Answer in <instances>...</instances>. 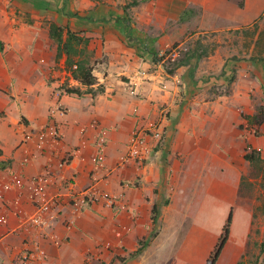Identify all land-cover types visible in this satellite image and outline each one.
Here are the masks:
<instances>
[{"label": "crops", "instance_id": "crops-1", "mask_svg": "<svg viewBox=\"0 0 264 264\" xmlns=\"http://www.w3.org/2000/svg\"><path fill=\"white\" fill-rule=\"evenodd\" d=\"M109 4L97 19L71 23L89 39L91 92L72 78L80 95L64 91L68 74L45 60L47 32L32 31L28 42L38 50L31 56L4 45L0 52V182L16 176L21 186L0 202L8 218L0 226V264H17L35 240L45 252L38 264H207L229 215L216 264H238L252 221L238 204L250 168L244 156L264 162V0ZM170 51L195 58L168 74L157 58ZM32 56L36 66L11 60ZM219 72L233 78L228 96L211 93L214 83L223 85V76L214 78ZM49 120L59 126L57 142L46 140L41 152L35 138L21 145ZM154 124L161 138L146 139L143 164L122 163L132 134ZM45 169L53 176L46 194L60 204L43 231H22L12 208L17 202L24 214L33 211L28 180Z\"/></svg>", "mask_w": 264, "mask_h": 264}, {"label": "rangeland", "instance_id": "rangeland-1", "mask_svg": "<svg viewBox=\"0 0 264 264\" xmlns=\"http://www.w3.org/2000/svg\"><path fill=\"white\" fill-rule=\"evenodd\" d=\"M133 0H102L94 2L92 0H0V40L3 42L6 51H23L24 49L32 53L37 52V48L30 42L29 37L34 29L42 33H48L51 24L71 32L79 36H85L86 29L81 27L75 30L72 22L82 23V20L97 19L101 9L104 6H111L110 3L117 2L118 8L123 7L124 3L130 4ZM121 3V4H120ZM107 10V9H106ZM108 12V10H107ZM106 12V13H107ZM264 25V20L262 21ZM76 27V26H75ZM254 25L251 30H257ZM264 31V26L262 27ZM249 30H247L248 32ZM263 34V33H262ZM65 37V35H64ZM49 51H46L45 60L48 58L51 61L54 58L52 67L61 73L64 69L67 76L63 80L62 87H70L69 80L70 71L67 70L64 61V56L55 60L56 43L49 38ZM79 57L87 60L88 64H92V55L88 51L87 46L77 48ZM50 52L52 54H50ZM18 54V53H16ZM1 56V55H0ZM30 59V60H29ZM13 61H22L26 66L30 61L36 66L40 63V59L28 57L12 58ZM30 62V63H31ZM48 62V61H47ZM173 62L166 61V67ZM32 65V67H34ZM221 74V75H220ZM62 76V74H60ZM223 76L221 81L223 85L214 83V89L211 93L214 97L228 96L229 89L232 84V76L223 73L214 75L218 79ZM254 156V154H253ZM255 160L250 162V168L245 171V177L242 179L240 188V198L238 204L250 209L252 213V221L248 242L238 264H264V162L258 156H254ZM184 220V219H183ZM185 223V221H184ZM189 221L185 224L188 225Z\"/></svg>", "mask_w": 264, "mask_h": 264}, {"label": "built area", "instance_id": "built-area-1", "mask_svg": "<svg viewBox=\"0 0 264 264\" xmlns=\"http://www.w3.org/2000/svg\"><path fill=\"white\" fill-rule=\"evenodd\" d=\"M179 55V51H170L169 53H163L157 59L160 60L159 62L162 61V64H165L166 61L173 62L179 57ZM131 94H133V91H131ZM161 134L162 128L160 127V124H154L147 131H135L132 134V138L127 146L124 157L121 159V162L125 163L127 161H132L138 166H141L150 151L146 139L150 138L156 142L160 140ZM59 137V126L53 120H49L47 124L35 134L31 132L24 134L21 145L27 146L33 138H35L36 143H34V146L41 152L46 146V140L57 142ZM104 144L105 133L102 131L97 137L95 143L99 154H101ZM99 161L100 157L97 155L94 159V163L99 164ZM52 182L53 176L49 169H45L41 174L28 180L33 211L30 214H24V212L17 206V202H15L14 207L12 208V213L18 218V220L20 219V230L29 232L30 229L36 231H43L45 229L48 223V218L60 204L59 196L49 197L46 194L45 190L47 189L48 184H51ZM14 186L18 188L21 187L19 178L16 176H12L8 182H0V202L3 201L5 193L12 190ZM115 200L116 199L113 197H107L106 203L109 206H112L115 204ZM7 222V215L0 213V226L6 225ZM44 258L45 252L42 248H40L39 244L35 240L28 243V247H24V249H22V253L17 261V264H38L42 261V259L44 260Z\"/></svg>", "mask_w": 264, "mask_h": 264}, {"label": "trees", "instance_id": "trees-1", "mask_svg": "<svg viewBox=\"0 0 264 264\" xmlns=\"http://www.w3.org/2000/svg\"><path fill=\"white\" fill-rule=\"evenodd\" d=\"M65 1V0H64ZM94 2H100L102 0H92ZM49 38L56 43V54L55 60L64 56V64L68 71H70V77L76 81L79 85L84 86L88 92H91V88L96 85V79L92 74L93 65H89L87 60L81 59L79 57V53L77 48L80 46H87L89 39L81 37L74 32L66 29L65 33L62 28L56 26L55 24H51L49 27ZM65 35V37H64ZM3 51V43L0 40V52ZM190 52H185V54L181 57H178L173 63L169 64L168 67L165 66V70L168 74H173L174 70L178 67L186 65L190 62L191 59L195 58L193 54L189 55ZM199 59V56L196 57ZM158 60V59H157ZM75 67V68H74ZM190 75H192L190 73ZM67 94H76L80 95V90L74 87H62ZM98 91H102V88L99 86ZM244 160L246 161H254L253 153H246L244 156ZM152 223H155L156 220V210H152ZM231 216L226 220V223L222 229V233L220 238L210 254L207 264H216L220 253L228 239L229 235V226H230ZM143 245H141L137 251L132 256L139 255L143 251Z\"/></svg>", "mask_w": 264, "mask_h": 264}]
</instances>
